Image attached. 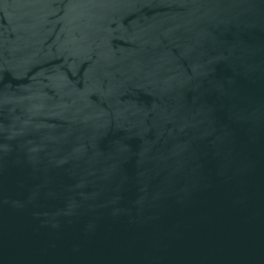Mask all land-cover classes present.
<instances>
[{
    "label": "water",
    "instance_id": "water-1",
    "mask_svg": "<svg viewBox=\"0 0 264 264\" xmlns=\"http://www.w3.org/2000/svg\"><path fill=\"white\" fill-rule=\"evenodd\" d=\"M0 264H264V0H0Z\"/></svg>",
    "mask_w": 264,
    "mask_h": 264
}]
</instances>
